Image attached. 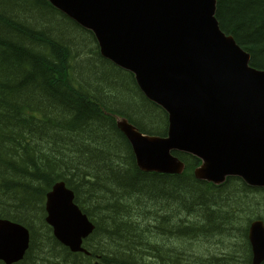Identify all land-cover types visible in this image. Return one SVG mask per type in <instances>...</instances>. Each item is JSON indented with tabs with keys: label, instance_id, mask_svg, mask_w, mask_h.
I'll return each mask as SVG.
<instances>
[{
	"label": "trees",
	"instance_id": "trees-1",
	"mask_svg": "<svg viewBox=\"0 0 264 264\" xmlns=\"http://www.w3.org/2000/svg\"><path fill=\"white\" fill-rule=\"evenodd\" d=\"M215 2L220 30L264 71V0ZM120 115L166 135V114L96 53L85 30L46 0H0V218L30 233L16 264H250L235 241L246 237V218L264 215V194L240 186L264 188L232 178L239 185L211 191L192 175L197 161L179 152L191 170L181 176L139 171ZM58 180L96 222L87 256L60 246L44 222V194Z\"/></svg>",
	"mask_w": 264,
	"mask_h": 264
},
{
	"label": "water",
	"instance_id": "water-1",
	"mask_svg": "<svg viewBox=\"0 0 264 264\" xmlns=\"http://www.w3.org/2000/svg\"><path fill=\"white\" fill-rule=\"evenodd\" d=\"M47 1L91 30L101 57L133 74L145 97L168 114L164 138L117 122L139 171L179 175L184 166L171 153L180 152L202 163L197 179L217 185L238 177L264 187V71L251 68L249 54L220 30L215 0ZM47 210L54 237L80 251L81 238L92 230L86 217L73 205ZM255 227L252 264H261L264 228ZM27 244L26 230L0 220V261L21 260Z\"/></svg>",
	"mask_w": 264,
	"mask_h": 264
},
{
	"label": "rangeland",
	"instance_id": "rangeland-1",
	"mask_svg": "<svg viewBox=\"0 0 264 264\" xmlns=\"http://www.w3.org/2000/svg\"><path fill=\"white\" fill-rule=\"evenodd\" d=\"M70 66H72V68H71L72 70H71V71H72V75L74 76V63H71ZM228 184H229V187H230L231 184H230V183H228ZM202 186L205 187V186H204V183H203ZM229 187L226 188V190H228ZM215 188H216V187H211L210 190H211V191H215ZM219 192H220V191H219ZM219 192H216V193H219ZM215 195H216V194H215ZM91 216H92V215H91ZM90 220H91L92 222H95L94 219H90ZM72 224L75 225L73 222H72ZM140 229H141V230H145V229H144V223L140 226ZM96 238H97V237H96ZM142 238H143V240L145 241V243H147V242H149V240H151L150 235H149V232L143 234V235H142ZM39 239H42L41 235H40V238H39ZM128 241H129V240H128ZM42 243H43V242H39V245L42 246ZM92 244H94V242H92ZM150 244H151V242H150ZM29 245H30V244H29ZM123 245H124V244H123ZM33 247H34V245H31V248H32V249H33ZM141 247L144 248L143 245H142ZM29 248H30V246H29ZM29 248H28V249H29ZM145 256H146V255H145ZM223 256H224V257H227V256H225L224 254H223ZM247 257H248V249L245 248V258L243 259V263L247 262ZM229 261H230V259H229ZM231 263L233 264V262H231Z\"/></svg>",
	"mask_w": 264,
	"mask_h": 264
},
{
	"label": "bare ground",
	"instance_id": "bare-ground-1",
	"mask_svg": "<svg viewBox=\"0 0 264 264\" xmlns=\"http://www.w3.org/2000/svg\"><path fill=\"white\" fill-rule=\"evenodd\" d=\"M196 179V178H195Z\"/></svg>",
	"mask_w": 264,
	"mask_h": 264
}]
</instances>
